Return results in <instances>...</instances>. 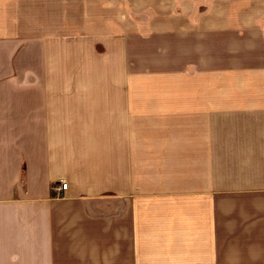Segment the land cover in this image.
Returning <instances> with one entry per match:
<instances>
[{
    "label": "crops",
    "instance_id": "crops-1",
    "mask_svg": "<svg viewBox=\"0 0 264 264\" xmlns=\"http://www.w3.org/2000/svg\"><path fill=\"white\" fill-rule=\"evenodd\" d=\"M0 264H264V0H0Z\"/></svg>",
    "mask_w": 264,
    "mask_h": 264
},
{
    "label": "rangeland",
    "instance_id": "rangeland-1",
    "mask_svg": "<svg viewBox=\"0 0 264 264\" xmlns=\"http://www.w3.org/2000/svg\"><path fill=\"white\" fill-rule=\"evenodd\" d=\"M79 39H80V38H71V40H72V45H78V46H79V44L81 43ZM78 43H79V44H78ZM58 44L60 45L59 42H57V45H58ZM61 46H62V42H61ZM75 48H77V46H75ZM79 50H80V49H79ZM79 52H80V51H78V49H74V48L72 49V53H73V54H76V55H75L76 58L79 56V55H78ZM73 54H72V55H73ZM73 56H74V55H73ZM73 58H74V57H73ZM76 58L73 59V60H77V61H79L78 59H80V57H78V59H76ZM72 70H74V69H72ZM74 75H76V74H75V72L73 71V76H74ZM77 75H78V74H77ZM56 184H57V183H56ZM56 184H54V185H56ZM54 185L52 186V189H53ZM53 190H54V189H53ZM55 194H56V193H55ZM56 195L58 196V195H60V194H56Z\"/></svg>",
    "mask_w": 264,
    "mask_h": 264
},
{
    "label": "built area",
    "instance_id": "built-area-1",
    "mask_svg": "<svg viewBox=\"0 0 264 264\" xmlns=\"http://www.w3.org/2000/svg\"><path fill=\"white\" fill-rule=\"evenodd\" d=\"M67 182L65 181H60L56 185H54L53 189L56 194H61L62 191L66 188Z\"/></svg>",
    "mask_w": 264,
    "mask_h": 264
}]
</instances>
